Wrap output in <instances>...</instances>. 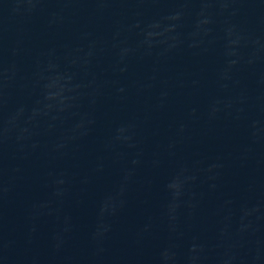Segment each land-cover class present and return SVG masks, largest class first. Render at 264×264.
Returning a JSON list of instances; mask_svg holds the SVG:
<instances>
[{
    "label": "water",
    "instance_id": "water-1",
    "mask_svg": "<svg viewBox=\"0 0 264 264\" xmlns=\"http://www.w3.org/2000/svg\"><path fill=\"white\" fill-rule=\"evenodd\" d=\"M0 264H264V0H0Z\"/></svg>",
    "mask_w": 264,
    "mask_h": 264
}]
</instances>
